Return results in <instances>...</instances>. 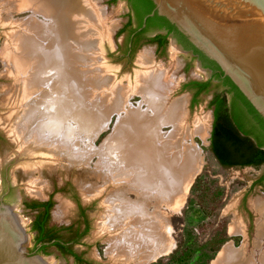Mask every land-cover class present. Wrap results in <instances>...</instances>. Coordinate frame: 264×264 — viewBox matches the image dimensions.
Returning <instances> with one entry per match:
<instances>
[{
    "label": "bare ground",
    "instance_id": "bare-ground-1",
    "mask_svg": "<svg viewBox=\"0 0 264 264\" xmlns=\"http://www.w3.org/2000/svg\"><path fill=\"white\" fill-rule=\"evenodd\" d=\"M0 2L15 10L31 9L51 21L49 26L45 24L47 27L36 19L18 25L16 21L4 22L5 29H10L1 57L7 75L15 79V93L8 98L14 103L8 129L14 135L20 162L28 161L24 167L41 170L56 164L84 165L97 155L100 178L106 181L99 194L107 192L108 185L112 187L103 203L104 217L97 235H109L111 261L149 264L171 249L161 232L163 219L158 210L151 212L149 205L154 200V207L162 202L171 209L181 207L186 187L203 162L196 146L187 142L194 134L205 139L208 116L190 124L187 99L172 97L176 89L174 68L156 66L150 50L140 56L138 70L128 86L117 83L102 68L92 72L96 75L93 79L87 77L91 71L78 69L74 63L85 58L87 37L94 36L102 18L90 0ZM72 40L81 48L80 55L72 52ZM80 91L85 96L89 93L87 96L95 101L94 110L85 108ZM134 94L142 97L145 110H132L130 98ZM100 107L119 117L126 114L116 128L114 144L105 152L94 151L91 146L84 149L80 143L83 133L101 122V110H95ZM165 125L173 127L167 136L160 132ZM36 190L31 188L33 194H42ZM128 193L139 200L126 199ZM253 207L257 216L256 251L249 255L246 245L241 249L226 247L218 264H264V201H254ZM234 226L235 232L247 234L239 220Z\"/></svg>",
    "mask_w": 264,
    "mask_h": 264
},
{
    "label": "rangeland",
    "instance_id": "rangeland-1",
    "mask_svg": "<svg viewBox=\"0 0 264 264\" xmlns=\"http://www.w3.org/2000/svg\"><path fill=\"white\" fill-rule=\"evenodd\" d=\"M90 1L102 18L101 22L96 24L94 36L87 37L90 40L88 39V45L85 48V58H79L77 59L79 63H74L78 69L91 71L87 77L93 79L96 75H93L92 72L102 68L104 71L107 70L106 72L110 73L117 83L128 86L138 70L140 56L145 50H150L156 66L162 65L167 69L174 68L173 76L176 89L173 91L172 97L174 100L187 99L190 124H193L198 118L208 116L209 119L205 139L198 134H194L187 142L193 147L196 146L194 148L200 152L203 162L200 171L194 175V178L186 187L181 207L178 209L179 206H177L171 209L166 202L158 204L159 207H154V205H157L154 200L149 205L151 212L158 210L160 213L161 219L164 221L161 220V232L165 234L168 230V234H163V236L166 244H170L169 247L171 248L165 254L162 253L157 259H154L155 261L151 260L149 264H218L220 255L229 246L241 249L246 245L248 254L252 255L256 251L254 242L256 241L257 220L253 203L256 200L264 201V190L258 186L253 189L251 187L253 182L260 177L262 170L222 168L210 152L209 143L213 117L208 104L212 92L204 96L199 104L192 107L191 94L188 91H183L185 83L191 80L204 81L209 79V71L202 68L200 60H194L190 53L182 51L180 41L176 37L170 39L164 54H158L154 45H147L141 47L134 58L130 59L124 54L126 51L124 48L125 35L118 34L128 20L129 7L127 3L123 0H118L114 4L110 0ZM0 3V131L6 137V141L0 144V204L2 200L5 204L14 207L13 212L28 236L27 250L31 254H38L33 246V233L31 232L33 215L25 209L23 202L26 200L47 199L55 189L62 187L66 182H71L84 204H94L92 213L94 228L87 239L93 245L89 256L101 261L103 264H123L111 261L112 259L108 256L110 248L109 235H97L99 226L102 223L101 220L104 217L105 206L103 203L112 190V187L108 185V191L99 194L102 187L106 185V181L100 178L103 176L99 173L100 171L98 172V156L90 157L91 159L86 160L87 162L84 165L69 163L62 166V164H56L55 167L48 166L41 170L24 167L28 161H24L25 163L20 162L18 158L19 150L14 144V135L8 129L9 123H11V120H9L11 118L10 114L14 113V103L8 98L15 93L13 92L15 79L7 75V66L1 57L2 49L8 42L7 31L10 29H5L4 22L14 24L16 21L15 25H18L28 19H36L35 21L40 22V25L43 26L44 24L47 27L51 21L49 17L47 18L39 13L37 15L31 9L15 10L7 4H2L3 2ZM88 27V30H90L92 24ZM88 35L91 36V33ZM71 45L72 52L75 55H80L81 48H79L78 43L72 40ZM87 95H83L80 91L82 103H85L87 110L92 111L94 110L93 102L95 101ZM142 101L140 95L134 94L130 98V105L133 106L132 110H138L139 107L145 110L147 106L144 104V106H141ZM95 110H101L102 120L98 126L83 133V140L80 143L84 149L91 146L94 151L105 152L111 144H114L116 128L123 123L122 120L125 119L126 114H123L121 118L115 112L107 113L106 109L103 111L101 107ZM172 130L173 127L170 125L160 128V132L164 136H167ZM102 169H105V167ZM31 188L41 191L42 194L39 196L33 194ZM10 189L13 190V193L6 200L5 192ZM126 196V199L139 200L132 193H128ZM55 204L53 220L58 223H68L73 216L74 205L59 193L55 196ZM60 211L63 212L61 215ZM236 220L244 225L246 235L235 232ZM262 245L264 250V240ZM39 255L47 264H73L53 253Z\"/></svg>",
    "mask_w": 264,
    "mask_h": 264
},
{
    "label": "water",
    "instance_id": "water-1",
    "mask_svg": "<svg viewBox=\"0 0 264 264\" xmlns=\"http://www.w3.org/2000/svg\"><path fill=\"white\" fill-rule=\"evenodd\" d=\"M151 1L155 9L145 21L166 18L264 120V0ZM13 210L1 200L0 264H47L27 250L28 236Z\"/></svg>",
    "mask_w": 264,
    "mask_h": 264
},
{
    "label": "flooded vegetation",
    "instance_id": "flooded-vegetation-1",
    "mask_svg": "<svg viewBox=\"0 0 264 264\" xmlns=\"http://www.w3.org/2000/svg\"><path fill=\"white\" fill-rule=\"evenodd\" d=\"M127 3L129 7L128 12V20L129 21V14L131 13V18L133 19V27L137 28L139 22L137 20L136 14L131 12L130 4L127 0H123ZM134 14V15H133ZM126 23V24H127ZM125 24V25H126ZM124 25V26H125ZM145 27V25H143ZM124 28V27H123ZM125 35V46L124 48L126 51L124 52L125 56L132 58L133 54H136L135 51L143 46H147L146 43L149 39L157 36V35H167L168 29L160 28L153 31H148L142 33L140 29L137 30L136 33H132L131 29H127L124 33ZM122 34V35H123ZM172 37H177L176 32H173L168 37V42L170 43V39ZM180 45L182 46L183 51L188 52L192 55L194 60H200L202 68L206 71H209L210 78L200 82H208L211 81V88L212 97L209 101L208 107L212 110V117H213V125L215 123L216 115V105L210 106V103L215 99L224 100L226 99V104L228 107L229 116L233 119V123L237 126L241 125L243 129L250 132L253 136L254 140L257 138H262L264 136V129L262 125L257 121V119L245 108L242 101L239 99L237 100L235 97V93L231 92V87L224 86L221 87V83L224 80H216L213 79V76L216 74V70L210 67H206L200 58L199 54L194 51V49L187 48L179 39ZM168 43V45H169ZM142 46V47H143ZM156 47V52L158 54H164L166 52L167 47L161 46L159 48L158 45H154ZM137 52V51H136ZM193 81L199 80H191L185 84H188ZM191 94V106L194 107L193 103L194 100L200 103V100L207 96L208 94L201 93L197 96L198 89L188 91ZM212 133V132H211ZM211 140V137H210ZM6 141V137L3 132L0 131V144ZM210 152L215 159V161L219 164L218 159L215 157L211 150V141H210ZM220 165V164H219ZM246 168H253V169H261L262 173L260 177H258L252 185V189L255 187H260L264 190V181L263 184L259 185L260 180L264 177V165L260 168H255L253 166L246 167ZM234 169V168H230ZM13 193V190H7L5 192L6 200L10 197ZM61 194L66 197L70 202L74 205L75 210L73 212V216L69 219L68 223H58L53 220V211L55 209V196L56 194ZM53 203L51 209L47 206H37L35 210L29 208L30 204L36 203ZM23 205L27 211H29L33 215V220L31 221V232L33 233V246L35 251L38 254H55L59 257H62L73 264H103L101 261L93 259L89 256L90 250L93 249L92 243H90L87 239L90 236L93 228H94V221L92 217V213L94 211V204H84L82 202L79 193L75 186L71 182H66L62 187L57 188L54 192L47 198L43 200H26L23 202ZM35 224L37 227L36 230H32V226ZM107 257V256H106Z\"/></svg>",
    "mask_w": 264,
    "mask_h": 264
},
{
    "label": "trees",
    "instance_id": "trees-1",
    "mask_svg": "<svg viewBox=\"0 0 264 264\" xmlns=\"http://www.w3.org/2000/svg\"><path fill=\"white\" fill-rule=\"evenodd\" d=\"M118 0H110L112 4L116 3ZM130 4L131 12L136 14L139 25L137 28L133 27V19L131 18V13L129 14V21L124 26L122 30L119 31V35L123 34L127 29H131L132 33H136L138 29L142 33L158 30L160 28L168 29L167 35H157L151 39H149L146 45H158L159 48L161 46L168 47V37L171 33L176 32L177 37L181 40V42L189 49H194L196 53L199 54L202 59L204 65L206 67H210L216 70V74L213 76V79L222 80L223 73L220 71L219 67L215 62L209 60L204 55H202L197 49H195L188 40L176 29L174 25H172L166 18L161 17L159 15H155L153 17L148 18L145 21V18L150 15L154 9L155 5L151 0H127ZM134 15V14H133ZM145 25V27H143ZM144 45V44H143ZM142 45V46H143ZM141 46V47H142ZM141 47H139L136 51H138ZM135 51V53H136ZM135 54H133L132 58H134ZM131 58V59H132ZM211 81L208 82H200L193 81L183 86V91H190L194 89H198L197 96L201 93L210 94ZM229 86L231 87V92H234L236 95V99L242 101L245 108L257 119V121L262 125L264 129V120L257 114V112L253 109V107L248 103L245 97L240 93L237 87L228 79L224 78L221 83V87ZM194 105L198 104V101L194 100ZM216 105V119L213 125L212 133H211V150L215 157L218 159L220 166L224 169L230 168H246V167H255L260 168L264 165V136L257 140L253 139V135L243 129L241 125L237 126L233 123V119L229 116L228 107L226 104V99L218 100L215 99L210 103V106ZM264 177L261 178L259 185L263 184ZM47 206L51 209L53 203H36L30 204L29 208L35 210L37 206ZM35 224L32 226V230H36Z\"/></svg>",
    "mask_w": 264,
    "mask_h": 264
}]
</instances>
